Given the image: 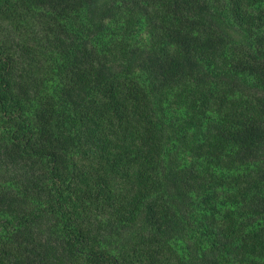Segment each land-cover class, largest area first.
<instances>
[{"label": "trees", "instance_id": "1", "mask_svg": "<svg viewBox=\"0 0 264 264\" xmlns=\"http://www.w3.org/2000/svg\"><path fill=\"white\" fill-rule=\"evenodd\" d=\"M0 264H264V0H0Z\"/></svg>", "mask_w": 264, "mask_h": 264}]
</instances>
